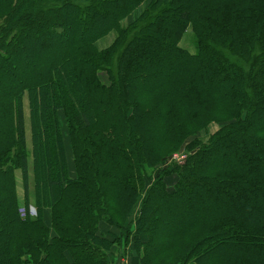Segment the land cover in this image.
Wrapping results in <instances>:
<instances>
[{"label":"trees","instance_id":"16d2710c","mask_svg":"<svg viewBox=\"0 0 264 264\" xmlns=\"http://www.w3.org/2000/svg\"><path fill=\"white\" fill-rule=\"evenodd\" d=\"M116 249L264 264V0H0V264Z\"/></svg>","mask_w":264,"mask_h":264},{"label":"rangeland","instance_id":"374dc122","mask_svg":"<svg viewBox=\"0 0 264 264\" xmlns=\"http://www.w3.org/2000/svg\"><path fill=\"white\" fill-rule=\"evenodd\" d=\"M188 35H192L190 32L187 34V36ZM186 36V37H187ZM111 38V39H110ZM112 36L110 35V36H108L106 39H104L103 41H101L100 42V47H101V45L103 46V47H107V46H109L111 43H112ZM191 41H189V39H187V41H186V46H190L191 45V43H190ZM191 52V51H190ZM27 115L29 116V112H28V109H27ZM29 124V123H28ZM27 124V130H28V138H29V142H28V145H29V148H30V146H31V141H30V131H29V125ZM219 127L218 126H215V125H213L212 127H210V129H209V131H208V134L210 135V134H213L217 129H218ZM201 137L202 138H206L207 137V135L205 134V133H202L201 134ZM187 155V150H185V148H183V149H181V151H180V153H179V155H178V158H181V157H184V156H186ZM173 160H177V159H173ZM17 176H18V180H19V191H20V195H23V189H22V186H21V184H22V181H21V175H20V173H18L17 174Z\"/></svg>","mask_w":264,"mask_h":264},{"label":"crops","instance_id":"0c3cea01","mask_svg":"<svg viewBox=\"0 0 264 264\" xmlns=\"http://www.w3.org/2000/svg\"><path fill=\"white\" fill-rule=\"evenodd\" d=\"M69 158H71V153L69 152ZM20 198H21V201L23 202V195H20ZM24 212V210H23ZM30 214L32 217H36L37 216V209L32 206L30 208ZM45 218H46V221L49 222L50 221V212L49 211H46L45 212ZM119 251L118 249L115 250V253H114V256L117 257V260L119 261V264H136L135 262V259L133 257V254L131 251H129L128 255L125 257V258H121L119 256ZM114 264H117L116 262H114Z\"/></svg>","mask_w":264,"mask_h":264},{"label":"built area","instance_id":"2783aa9c","mask_svg":"<svg viewBox=\"0 0 264 264\" xmlns=\"http://www.w3.org/2000/svg\"><path fill=\"white\" fill-rule=\"evenodd\" d=\"M177 159V161H180L179 159H178V157L176 158ZM182 160V159H181Z\"/></svg>","mask_w":264,"mask_h":264}]
</instances>
